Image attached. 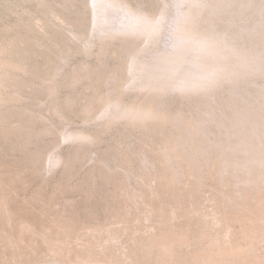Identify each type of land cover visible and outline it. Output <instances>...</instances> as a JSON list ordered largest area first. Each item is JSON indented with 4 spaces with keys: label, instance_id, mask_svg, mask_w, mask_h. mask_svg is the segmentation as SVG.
<instances>
[{
    "label": "rangeland",
    "instance_id": "374dc122",
    "mask_svg": "<svg viewBox=\"0 0 264 264\" xmlns=\"http://www.w3.org/2000/svg\"><path fill=\"white\" fill-rule=\"evenodd\" d=\"M134 1L155 12L166 5ZM237 1L215 14L205 7L200 23L212 20L220 30L236 31L264 17V0H253L244 13ZM78 10L88 11L80 26L74 24ZM89 13L85 0H0V54H7L0 56L20 63L0 78V97L6 98L0 101V264L79 257L200 264L204 254L264 264V238L248 209L224 198L237 186L222 187L217 165L201 174L184 164L185 173L172 176L162 152L172 122L130 124L105 115L106 99L116 91L125 104L148 97L133 84L122 85L132 75L133 47L144 46L139 59L153 62L163 34L156 41L135 39L139 43L126 49L122 36L102 38L93 31ZM254 73L239 83L252 100L264 83V73ZM232 87L226 80L206 95L168 89L161 98L170 114L181 109L190 115L204 95H224ZM209 128L215 140L225 134L215 124ZM63 132L92 138L67 140Z\"/></svg>",
    "mask_w": 264,
    "mask_h": 264
},
{
    "label": "bare ground",
    "instance_id": "6f19581e",
    "mask_svg": "<svg viewBox=\"0 0 264 264\" xmlns=\"http://www.w3.org/2000/svg\"><path fill=\"white\" fill-rule=\"evenodd\" d=\"M231 1L237 0H170L172 6L169 11V1L166 0V5L158 12L134 0H85V4L90 9L93 31L102 38L122 36L125 48L136 46L139 42L135 39L156 41L162 34L163 38H160H165L155 60L152 59L153 62L139 59V53L144 49L140 44L133 47L138 49L136 53L132 50L133 56L128 62L127 73L132 75L128 76L122 88L133 84L146 91L148 97L128 104L125 101V104V99L120 97L121 93L116 91L106 99L105 115H110L109 119L114 121L126 118L130 124L161 120L172 122L173 130L162 148L172 176L184 174V164L199 173L206 167L217 165L222 187L230 183L237 186L235 195L224 192V198L235 206H245L248 216L257 224L255 229L258 230V237L264 238V197L258 195V191L264 193V83L258 84V96L255 100L250 98V91L241 90L239 86L251 73H264V17L259 18L254 26L242 25L236 31L225 28L220 30L212 20L209 24L202 25L199 20L205 7H212L215 14L224 6L228 7ZM241 2L237 1L243 4L241 12H237L244 13L253 0ZM87 13L86 10H78V18L74 24L80 26ZM251 39H255L253 44ZM0 55L3 56L4 53ZM2 56L0 78L4 74L9 75V68L20 64L8 59L10 56ZM226 80L232 81L234 87L226 89L224 95L205 96ZM1 87L2 85L0 89ZM168 89L190 93L206 92L190 115L181 109L170 114L161 98ZM1 92L2 89L0 94ZM2 98L4 97H0V101H5L6 98ZM211 124L224 128L225 137L216 140L212 138L209 128ZM62 137L67 140L91 139L92 135L65 132ZM59 158L51 161L57 164ZM227 174L230 175L229 179ZM246 200L251 201L246 204L249 208L245 205ZM57 263L114 264L85 257ZM199 263L242 264L234 257L218 258L212 254H204Z\"/></svg>",
    "mask_w": 264,
    "mask_h": 264
}]
</instances>
